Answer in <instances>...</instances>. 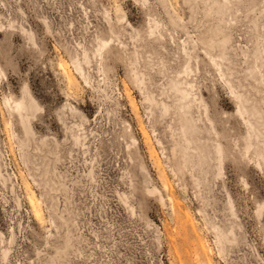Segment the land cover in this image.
<instances>
[{"label": "rangeland", "instance_id": "obj_1", "mask_svg": "<svg viewBox=\"0 0 264 264\" xmlns=\"http://www.w3.org/2000/svg\"><path fill=\"white\" fill-rule=\"evenodd\" d=\"M0 264H264V0H0Z\"/></svg>", "mask_w": 264, "mask_h": 264}, {"label": "bare ground", "instance_id": "obj_2", "mask_svg": "<svg viewBox=\"0 0 264 264\" xmlns=\"http://www.w3.org/2000/svg\"><path fill=\"white\" fill-rule=\"evenodd\" d=\"M29 105L34 106V102H33V101H30ZM15 106H16L17 108H22V107H24V101H17L16 104H15Z\"/></svg>", "mask_w": 264, "mask_h": 264}]
</instances>
